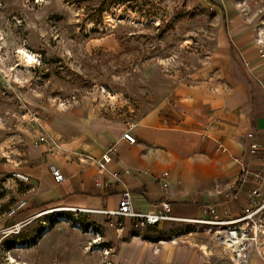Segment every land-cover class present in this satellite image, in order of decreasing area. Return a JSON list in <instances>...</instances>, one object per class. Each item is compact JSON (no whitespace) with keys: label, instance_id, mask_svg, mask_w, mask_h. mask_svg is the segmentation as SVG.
Returning a JSON list of instances; mask_svg holds the SVG:
<instances>
[{"label":"rangeland","instance_id":"rangeland-1","mask_svg":"<svg viewBox=\"0 0 264 264\" xmlns=\"http://www.w3.org/2000/svg\"><path fill=\"white\" fill-rule=\"evenodd\" d=\"M231 14L264 61V0H0V264L110 263L122 244L103 218L25 208L30 190L17 177L25 153L51 144L46 124L55 111L132 122L184 85H229L217 45ZM23 50L33 63L21 64ZM212 231L170 222L160 234L202 256L206 247V264H232Z\"/></svg>","mask_w":264,"mask_h":264},{"label":"crops","instance_id":"crops-1","mask_svg":"<svg viewBox=\"0 0 264 264\" xmlns=\"http://www.w3.org/2000/svg\"><path fill=\"white\" fill-rule=\"evenodd\" d=\"M247 30L239 14L224 16L217 55L229 85H184L132 122L80 108L52 113L46 124L51 144H32L22 160L31 194L25 208L114 211L122 192L129 191L137 212L167 200L176 218H199L208 205L219 217L238 216L244 205L238 177L242 170L258 169L264 156V61L255 55ZM126 130L135 144L122 139ZM252 143L258 146L254 155ZM110 148L115 152L99 172L88 159L98 162ZM49 165L60 168L62 183L54 182ZM165 226L133 231L126 222L116 233L122 246L109 264H206L191 246L160 234ZM258 262L250 259L264 264Z\"/></svg>","mask_w":264,"mask_h":264},{"label":"built area","instance_id":"built-area-1","mask_svg":"<svg viewBox=\"0 0 264 264\" xmlns=\"http://www.w3.org/2000/svg\"><path fill=\"white\" fill-rule=\"evenodd\" d=\"M261 58H264V52L259 50ZM252 138V134L247 135ZM122 139L129 144H135L136 139L129 130L122 133ZM48 145V144H47ZM258 150L255 143L250 145L249 152L254 155ZM115 149L110 148L104 154L100 161H88L97 167L101 172L105 164L110 161V153H114ZM260 166L256 170H242L238 177L237 190L244 197V205L241 213L236 217H219L214 205L205 206L202 209V214L196 219L176 218L171 215L172 206L167 200H163L158 204H152L146 212H137L133 208V196L129 191H124L121 194L117 209L114 211H88L71 209L76 212H85L90 214H98L103 216L106 225L116 231L123 232L125 223L129 222V227L133 231L145 230L157 226L160 222H182V223H197L213 229V240L221 248L222 254L229 259L232 264H248L252 257L258 256L264 260V156L261 157ZM49 171L54 182L62 183L64 176L59 167L49 165ZM24 183H29V180L24 175L17 174ZM98 182V180H96ZM25 202H22L17 207V210L23 207ZM12 210L10 215L15 212ZM107 255V250H104ZM202 254L205 257L208 255Z\"/></svg>","mask_w":264,"mask_h":264},{"label":"bare ground","instance_id":"bare-ground-1","mask_svg":"<svg viewBox=\"0 0 264 264\" xmlns=\"http://www.w3.org/2000/svg\"><path fill=\"white\" fill-rule=\"evenodd\" d=\"M19 58H20V60L19 61H21V64H24V65H27V64H31V63H33L34 61H35V59H34V56H32L31 54H29V53H27L26 51H22L20 54H19ZM98 108V107H97ZM200 248V247H199ZM206 247H204V246H201V251L204 253V254H206V255H208V252H207V250L205 249ZM15 261H13V259H11V261H10V263H14ZM235 264H237L236 262H235Z\"/></svg>","mask_w":264,"mask_h":264}]
</instances>
